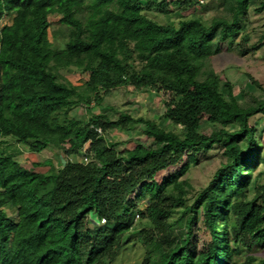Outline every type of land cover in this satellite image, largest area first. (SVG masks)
Wrapping results in <instances>:
<instances>
[{"label":"trees","instance_id":"1","mask_svg":"<svg viewBox=\"0 0 264 264\" xmlns=\"http://www.w3.org/2000/svg\"><path fill=\"white\" fill-rule=\"evenodd\" d=\"M221 2L224 15L209 23L192 16L163 24L151 14L169 15L166 1L0 0V21L13 14L0 26V264H112L135 240L145 250L140 264H232L235 253L264 250V183L253 177L264 157L249 124L264 116V103L240 106L212 66L251 0ZM51 16L59 17L62 47L49 40ZM62 71L88 78L78 86ZM126 83L161 92L166 120L180 131L127 112L110 118L103 96ZM79 106L84 120L73 116ZM135 125L152 144L118 150L109 132ZM9 138L33 154L85 150L90 160L29 168ZM214 146L224 160L206 186L180 180ZM136 217L151 228L131 241ZM256 261L264 256L245 257Z\"/></svg>","mask_w":264,"mask_h":264},{"label":"rangeland","instance_id":"2","mask_svg":"<svg viewBox=\"0 0 264 264\" xmlns=\"http://www.w3.org/2000/svg\"><path fill=\"white\" fill-rule=\"evenodd\" d=\"M166 1V9L171 13L164 15L161 13L151 14V17L163 24H176L180 19L188 17H199L205 23H209L215 17L224 15L221 0H176L174 6L170 1L173 0H155ZM13 14L3 17L0 26L9 24ZM50 27L48 32L49 40L54 46L62 47L63 40L60 35L61 25L58 16H51ZM240 31L230 37L221 46V52L212 58V66L216 74L222 81L232 84L233 92L238 104L242 107L258 106L264 103V3L263 0H251L250 6L244 17L240 19ZM243 40H246L244 42ZM256 49H253V48ZM245 50L247 51L245 53ZM69 81L75 85H82L87 80L88 75L74 74L72 72L62 71ZM250 77L255 80L258 85L250 81ZM104 104L112 107L114 110L108 109L106 113L110 118H115L120 112H127L132 116H143L155 120L158 125L166 129H174L180 131V127H175L166 120L167 108L164 105L166 97L158 92L156 88L138 92L128 83L114 88L103 96ZM93 112L103 111L97 103H92ZM73 116L77 119L84 120L88 114L83 106H79L73 111ZM250 126L255 127L257 141L260 145L261 155L264 157V116L257 114L249 119ZM203 130L208 131L212 127L205 121L201 122ZM142 125H135L129 131L113 130L109 132V138L115 143L118 150L130 149L136 144L151 145V139L146 138L142 131ZM8 141L14 148L21 150L17 156V160L26 167L32 164L43 163L46 159H50L56 167L63 166L67 161L86 162L90 160V155L82 150L77 157L66 156L62 150L49 147L39 154H33L26 150L22 145H18L11 138ZM13 148V149H14ZM220 146H214L211 150L198 157L197 165H191L190 170L180 177V180L188 179L194 189H199L210 181L211 176L224 160ZM87 158V159H86ZM34 162V163H33ZM48 167L39 166V171H47ZM167 171L158 173L156 180L160 181L167 174ZM259 184L264 183V165L260 164L253 172ZM250 194L253 193L252 188ZM191 202V200H190ZM145 204L138 206L139 211H143ZM6 213L14 218L13 210L8 207ZM94 217L89 218V226L93 228L96 224ZM151 225L147 220L136 218L134 226L129 233V238L134 241L139 236V231L150 230ZM208 239V232L203 230L196 234L197 245L201 246ZM198 248V249H199ZM144 247L136 240L128 244L124 250L118 255L112 264H140L144 258ZM247 255L261 258L264 256V250L255 247L252 251H242L240 254H234L232 264H257L246 263Z\"/></svg>","mask_w":264,"mask_h":264},{"label":"clouds","instance_id":"3","mask_svg":"<svg viewBox=\"0 0 264 264\" xmlns=\"http://www.w3.org/2000/svg\"><path fill=\"white\" fill-rule=\"evenodd\" d=\"M137 218V217H136ZM103 222L101 221L100 224H102Z\"/></svg>","mask_w":264,"mask_h":264},{"label":"built area","instance_id":"4","mask_svg":"<svg viewBox=\"0 0 264 264\" xmlns=\"http://www.w3.org/2000/svg\"><path fill=\"white\" fill-rule=\"evenodd\" d=\"M98 131H100V130H98ZM87 159V158H86ZM87 162V161H86Z\"/></svg>","mask_w":264,"mask_h":264},{"label":"crops","instance_id":"5","mask_svg":"<svg viewBox=\"0 0 264 264\" xmlns=\"http://www.w3.org/2000/svg\"><path fill=\"white\" fill-rule=\"evenodd\" d=\"M75 157H77V156H75ZM46 160H47V159H46ZM46 160H45V161H46Z\"/></svg>","mask_w":264,"mask_h":264}]
</instances>
